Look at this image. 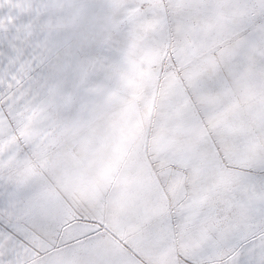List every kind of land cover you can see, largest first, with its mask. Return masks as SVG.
<instances>
[{"label":"snow or ice","instance_id":"snow-or-ice-1","mask_svg":"<svg viewBox=\"0 0 264 264\" xmlns=\"http://www.w3.org/2000/svg\"><path fill=\"white\" fill-rule=\"evenodd\" d=\"M0 264H264V0H0Z\"/></svg>","mask_w":264,"mask_h":264},{"label":"rangeland","instance_id":"rangeland-1","mask_svg":"<svg viewBox=\"0 0 264 264\" xmlns=\"http://www.w3.org/2000/svg\"><path fill=\"white\" fill-rule=\"evenodd\" d=\"M54 7H61V6L59 4H57V5H54ZM55 24H56V19H55V17H53L52 19L49 20L50 29H53Z\"/></svg>","mask_w":264,"mask_h":264}]
</instances>
